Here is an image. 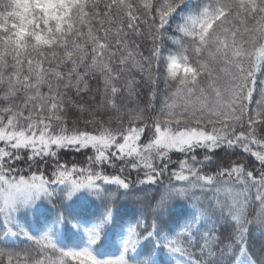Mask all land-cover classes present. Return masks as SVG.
I'll return each mask as SVG.
<instances>
[{
  "label": "snow or ice",
  "instance_id": "snow-or-ice-1",
  "mask_svg": "<svg viewBox=\"0 0 264 264\" xmlns=\"http://www.w3.org/2000/svg\"><path fill=\"white\" fill-rule=\"evenodd\" d=\"M136 38L150 43L147 55ZM259 77L264 0H9L0 9V257L6 264H264ZM97 78L98 99L85 105L68 95L90 93ZM141 85L147 102L123 103ZM69 105L77 112L71 126ZM236 147L247 161H214L218 150ZM65 148L92 149L89 166L56 160L46 179L39 165ZM25 149L31 154L18 155ZM171 152L185 159L169 170ZM20 161L37 171L20 174L13 166ZM118 161L146 169L138 183L152 189L145 196L152 220L121 223L122 250L104 257L92 246L114 222L109 205L119 197L110 188L125 196L134 190V182L106 172ZM166 173L167 184L159 179ZM55 185L65 186L61 203L87 189L104 205L89 221L73 214V228L92 223L86 246H59L66 220L49 219L43 205L52 203ZM26 211L34 213L27 225L20 220ZM21 236L37 247H8Z\"/></svg>",
  "mask_w": 264,
  "mask_h": 264
},
{
  "label": "trees",
  "instance_id": "trees-1",
  "mask_svg": "<svg viewBox=\"0 0 264 264\" xmlns=\"http://www.w3.org/2000/svg\"><path fill=\"white\" fill-rule=\"evenodd\" d=\"M9 0H0V9L3 8L4 4L8 3ZM101 7H103V3H101ZM171 35V33H169ZM137 43L141 44V51L144 52L145 55H147L146 49L150 47V43H146L142 38H136ZM167 46L169 48H173L174 45L171 41L167 43ZM167 55V53H165ZM155 74V73H154ZM136 79L139 80L140 76L137 75ZM259 79L264 80V77H259ZM90 87L92 91L88 94H82L81 98H77L73 92H69L68 95L72 97L73 100H75L77 103L81 104H89L91 102V97L93 95H97L98 99V93L97 90L99 89L100 92L103 90V81L102 78H97L90 80ZM158 87L161 91V94H163L164 91V83L161 79L158 83ZM44 91H47V89H44ZM148 86L147 85H141L137 92L139 93L138 96H133L131 98L127 97L125 95L123 97V103L129 105V106H135L137 103L142 107L147 102V95H148ZM254 96L256 99H259V95L257 93H254ZM255 107V105H253ZM68 118H69V126H71V121L75 120L77 118V112L76 109L71 107L69 105V111H68ZM105 119L107 117L105 116ZM0 147H3V144H0ZM56 151L57 156L56 157H45L44 159L48 161V164L41 163L39 165V171L44 173V176L46 179H52L51 177V171L55 168V161L59 160L61 164H67L69 167L73 163H76L78 167H84L87 168L89 166L88 157L93 155L92 149H83L80 151H76L71 148H65V149H54ZM235 153V154H234ZM31 152L29 149L22 150L18 153V155L27 157L30 155ZM170 156V163H169V170L172 168H178L179 161L185 159V155L183 153L178 152H171L169 153ZM198 159L202 158V150H199ZM238 158L243 159L245 161L248 160V154L241 153V150L239 147L236 148H222L218 150L216 156L213 157L214 161H219L220 163H225L227 161H235ZM154 162L156 164H160L159 159H155ZM15 168L22 169L23 171L20 174L23 175H30V172L37 171V167L34 165L31 170H29V167L27 164H25L23 161H20L18 163H15L13 165ZM120 167H123L125 171L123 173H120L118 169ZM213 168H215V164L209 166V171H211ZM146 169H139L134 170L131 167H129L126 163L117 162V168L114 170L111 167L106 168V172L108 174H120L123 177H126L130 182H134V190L132 192H129L127 196L123 194L122 191H117L115 186H111L110 191L113 196H118L119 198L114 200V202L110 203V207L113 210V216H114V222L110 223L104 231L101 233V238L99 241H97L96 245H93V250L97 255H102L104 257L109 256H118L120 254L121 248V240H120V225L121 223H124L125 221L131 222L133 225L136 222L135 218H138L141 221V224L143 225L144 221L147 220L149 223L152 220V216L150 214V208H149V201L148 199H145V196H150L152 189L145 187L144 185H140L138 183L139 180L144 179ZM39 174V173H38ZM82 179V177H79ZM159 179L167 184L169 181V176L166 173L165 175L159 177ZM55 188V192L53 195L52 203L49 204L47 200L43 201V205L45 207V216L49 219L52 218L54 215H63L66 223L61 228V236L58 240V244L60 247L65 248H76V247H83L87 244V236L85 234V229L92 227V223L82 222V225L80 228H73L72 225L76 223V221L73 219V214L82 213L83 214V220L89 221L93 214H97L98 212L102 213L104 212V205L101 203V201L97 198L93 192L87 190V189H80L77 191L70 199L66 198L61 203L60 200V189L64 188V185H55L53 186ZM102 187H104L102 185ZM143 188L144 190L142 192L136 191L135 189ZM52 188H50V191ZM196 195H202L200 192H197ZM210 195V193H209ZM137 200H141L142 203H137ZM55 206V207H54ZM59 208V212L56 211V209ZM48 209H51V212L48 211ZM67 210V211H66ZM86 210V211H84ZM21 223L27 225L34 221V213L31 211L24 212L20 217ZM98 223V221H96ZM127 225L125 224V227ZM0 238H2V234H0ZM14 243L8 245L9 248H11L14 251L21 252L24 249L33 250L35 245L32 244L31 241H26L24 238L18 237L13 238ZM259 240V237L257 238ZM2 246V245H0ZM257 247H259V243L257 242ZM32 255L36 258V253L33 251ZM58 253L53 258L56 259L58 257ZM129 256H132L133 253H129ZM139 259V257L137 258ZM0 260H3L6 264L7 257H0ZM72 264H75V262H72Z\"/></svg>",
  "mask_w": 264,
  "mask_h": 264
}]
</instances>
